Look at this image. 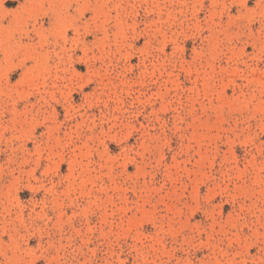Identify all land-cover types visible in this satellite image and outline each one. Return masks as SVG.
I'll use <instances>...</instances> for the list:
<instances>
[{"label":"rangeland","instance_id":"1","mask_svg":"<svg viewBox=\"0 0 264 264\" xmlns=\"http://www.w3.org/2000/svg\"><path fill=\"white\" fill-rule=\"evenodd\" d=\"M0 264H264V0H0Z\"/></svg>","mask_w":264,"mask_h":264}]
</instances>
